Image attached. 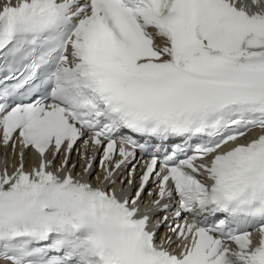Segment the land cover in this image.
I'll use <instances>...</instances> for the list:
<instances>
[{
  "label": "snow or ice",
  "instance_id": "6c2138e0",
  "mask_svg": "<svg viewBox=\"0 0 264 264\" xmlns=\"http://www.w3.org/2000/svg\"><path fill=\"white\" fill-rule=\"evenodd\" d=\"M0 146L7 264H264V0H4Z\"/></svg>",
  "mask_w": 264,
  "mask_h": 264
}]
</instances>
